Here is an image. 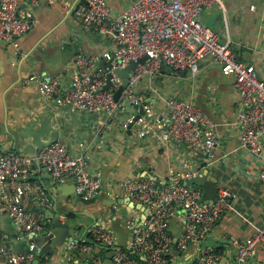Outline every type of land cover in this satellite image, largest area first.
I'll list each match as a JSON object with an SVG mask.
<instances>
[{
  "label": "built area",
  "instance_id": "2783aa9c",
  "mask_svg": "<svg viewBox=\"0 0 264 264\" xmlns=\"http://www.w3.org/2000/svg\"><path fill=\"white\" fill-rule=\"evenodd\" d=\"M35 1L0 0V41L9 42L21 60L28 59V55L21 51L18 38L29 27L27 21L21 20L22 5ZM83 1L85 4L74 13L78 24L84 31L109 40L111 50L98 56H87L78 50L66 89L58 77L45 73L32 75L28 80L37 85L45 101L58 108L103 115L104 121L98 126L100 130L122 108L123 100L134 105L145 102V98L136 93V87L145 79L160 77L164 72L163 65L172 73L187 71L195 76L200 64L209 59L211 65L220 68L222 75L234 79L237 148L261 159L264 152V79L259 78L253 64L236 58L227 29L223 38L200 21L204 10L217 7L224 12L222 0H131L127 10L120 15L113 14L105 0ZM143 57L146 61L137 64L115 102L113 94L121 82L115 69H122ZM108 74L111 75L110 87L104 91L101 89ZM164 106L163 112L155 114L154 107L145 104L144 114L133 123L132 130L143 137L149 123H154L159 140L184 144L189 153L201 150L208 153L215 149V128L193 102L172 97ZM134 115L124 120L123 130L129 129ZM34 160L53 182L62 184L72 179L76 194L85 201L93 200L99 194L101 173L89 172L85 157L71 155L59 141L42 147L35 159L17 152H3L0 148V213L20 232L42 237L48 232L47 221L40 211H30L26 202L35 201L46 208L51 207L52 202L42 184L29 180L33 177L31 165ZM196 176L195 173H172L162 185L147 177L122 184L123 195L147 209L146 218L141 226H135L132 220L125 221L126 227L132 228L127 249L116 248L113 235L102 221H98L90 232L92 244L86 250L91 251L93 246L108 251L113 249V264H174L171 249L182 253L195 243L191 264H217L221 252L201 242L219 219L232 210V196L218 184L216 201L206 203L202 189L185 186L188 179ZM258 177L264 186V167ZM113 209L116 210V206ZM178 214L183 216V228L173 243L168 223ZM228 245L234 251V264H253L255 248L260 246L264 251V224L254 226L248 238L231 239ZM38 253L39 248L35 249L32 241L23 252L17 251L12 244L0 245V264H31L38 259ZM37 264L49 263L38 259Z\"/></svg>",
  "mask_w": 264,
  "mask_h": 264
},
{
  "label": "crops",
  "instance_id": "0c3cea01",
  "mask_svg": "<svg viewBox=\"0 0 264 264\" xmlns=\"http://www.w3.org/2000/svg\"><path fill=\"white\" fill-rule=\"evenodd\" d=\"M105 1L113 14L120 15L127 10L131 0ZM222 3L224 12L212 7L201 13L200 21L223 38L227 29L236 58L253 64L259 78L264 79V0H222ZM84 4L83 0L25 2L21 20L27 21L29 27L18 38V44L28 59H19L10 44L0 43V148L35 157L27 130L41 127L47 130L41 141L53 138V142L63 143L71 155H83L88 171L100 172L101 186L102 181L105 183L103 194L99 191L93 200L85 201L76 194L72 179L58 184L50 178H42L46 175L39 170L33 172V178L36 176L37 180L30 182H38L46 188L52 206L46 208L35 201H27V208L37 212L40 211L39 206L52 215L69 216L75 224L71 235L76 242L63 248L52 246L57 256H47L44 260L49 264H74L78 262L80 253L79 261L95 254L93 263H101L108 250L94 246L91 251L86 250L92 244L90 232L98 221H102L107 229L110 227L109 216L119 218L123 227L128 220L138 224L144 221L142 205L131 201L133 205L125 203L127 198L122 193V184L147 177L162 185L172 173H195L215 178L217 185L222 184L232 196V210L219 219L201 244L221 252L217 264H234V251L228 242L246 239L254 226L264 224V186L258 179L264 167V152L261 159H257L237 148L233 77L222 75L220 68L211 65L207 59L200 64L195 76L187 71L163 72L160 77L145 79L136 87V93L141 97L159 103L154 107L155 114L163 112L165 101L172 97L193 102L209 119L217 134L216 147L208 153L203 150L189 153L184 144L159 140L154 123H149L143 137H139L132 128L123 130L124 120L136 112L131 107L120 108L99 130L103 115L58 108L45 101L37 85L28 80L32 75L45 73L60 78L66 89L78 50L87 56H98L111 50L109 40L97 33L84 31L78 24L74 13ZM112 200L117 203L109 205ZM113 206L117 209L114 210ZM41 213L49 222V215L45 217ZM4 219L11 222L0 213V245L14 246L18 238L4 232ZM61 222L65 223L64 220ZM182 228L183 216L178 214L168 232L171 237L173 233L179 237ZM25 237L30 240L29 235L25 234ZM26 248L22 246L21 252ZM195 250V243L178 255L171 249L174 264H191ZM252 263L264 264V251L260 246L255 248Z\"/></svg>",
  "mask_w": 264,
  "mask_h": 264
},
{
  "label": "water",
  "instance_id": "95a60500",
  "mask_svg": "<svg viewBox=\"0 0 264 264\" xmlns=\"http://www.w3.org/2000/svg\"><path fill=\"white\" fill-rule=\"evenodd\" d=\"M0 43H3V45H9V42H7V41H0ZM146 59H147L146 57H143V58L139 59L137 62H134V61L130 62L126 67H124L122 69H115L114 73L120 78V81H121L119 87L117 88V90L113 94V99L115 102H118L122 91L126 87L129 75L131 73H133V71L135 70L138 63H144L146 61ZM161 69H162V71L167 72V73L173 72L170 69H168L165 65H163ZM110 79H111V75L108 74L106 84L101 90H104V91L108 90V88L110 87V81H109ZM145 104H151L155 108L159 106L158 105L159 103H157L155 100L149 99V98L145 99V102L143 104H140V105L131 104L127 100L122 101V103H121L122 108L131 107L136 111L134 118L132 120V123L128 127L129 128L128 130H130L133 123L136 122L140 118V116H142L144 114L143 106ZM46 134H47V130L44 131L41 127L39 129L27 130V135H29L31 137V144H32L34 151L36 152L35 157H33L32 159L36 158L37 152L42 147H45V146L49 145L50 143H53V141H54L53 138L41 141V138H43ZM13 140H15V139H13ZM2 151L3 152H10L9 150H5V149H2ZM21 155H23V154H21ZM31 169L33 170V172H35L36 170H39L40 173H42L43 175H46V177H42L44 179L50 178L49 175L46 173V171L42 167L39 166V164L36 160H34V163L31 165ZM29 180H37V177L36 176L34 178L32 177ZM216 185H217V180L215 178H212L209 175L208 176L205 175L204 177L203 176H196L195 178L188 179L185 182V186H187L189 188H193V189L200 188V189H202V191L204 193V201L206 203H209V204H212L216 201V198H217ZM105 190H106L105 183H103V181H102V186H101L100 192L102 191L101 193L103 194L105 192ZM99 198H101V196H99ZM110 202L111 203L109 205H115L117 203V201H115V200H112ZM125 203H127V204L130 203L131 205H133L128 199L126 200ZM37 208H38V210H40L41 212H43L45 214V217H46V215H49V222H47L48 232L44 236H42V237L29 236L30 240L28 241L26 239L27 237H25V234L23 232H20L19 230H17V228L14 226V224L12 222H8L6 219L3 220L4 232L9 234L10 237L18 238L14 244L15 249L17 251H21L22 246H24V245L28 246L30 241H32L33 244L35 245V249L39 248L38 259L45 258L47 256L56 257L57 253L52 250V246L57 247V248H63V247L69 246L72 242H76L73 238V235H71L73 230L75 229V224L69 216L60 215V214L59 215L58 214L52 215L51 213H49L44 208H40L39 206ZM143 213H144V219H145L147 216V209L145 207H143ZM176 218H177V216L172 218L169 221V223H168V229L169 230H171V225H172L173 221L176 220ZM61 220H64L65 223H62ZM108 221L110 222V227L108 228V231L111 234H113L115 237L114 246H116V247L118 246L119 248H122V249H127L128 248L127 242L131 241L132 228L123 227L122 221L119 218L114 217V216H109ZM95 223H96V221H95ZM134 225L135 226H141L142 223L141 224L140 223L139 224L134 223ZM177 237H178V234H176V233L172 234L173 243L176 242ZM113 254H114L113 249L107 251V254L104 256V259L102 260V262L101 263L97 262L96 264H112L111 259H112ZM176 254L178 255L179 252L176 251ZM77 256H78V258H77L78 262L74 263V264H89V262L93 263V261L95 259V254H91L90 257H86V259L83 261L78 260L79 257L81 256L80 253H78ZM38 259L34 260L31 264H37Z\"/></svg>",
  "mask_w": 264,
  "mask_h": 264
},
{
  "label": "trees",
  "instance_id": "16d2710c",
  "mask_svg": "<svg viewBox=\"0 0 264 264\" xmlns=\"http://www.w3.org/2000/svg\"><path fill=\"white\" fill-rule=\"evenodd\" d=\"M144 98H146V97H144ZM47 227H48V225H47ZM90 237H91V235H90ZM94 247H95V246H94ZM39 260L43 261V260H44V258H40Z\"/></svg>",
  "mask_w": 264,
  "mask_h": 264
}]
</instances>
